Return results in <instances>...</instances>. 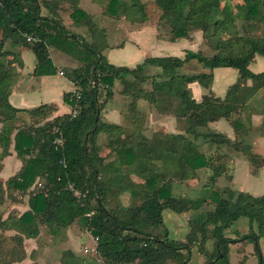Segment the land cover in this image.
Returning a JSON list of instances; mask_svg holds the SVG:
<instances>
[{
  "label": "trees",
  "instance_id": "16d2710c",
  "mask_svg": "<svg viewBox=\"0 0 264 264\" xmlns=\"http://www.w3.org/2000/svg\"><path fill=\"white\" fill-rule=\"evenodd\" d=\"M93 1L109 17L124 16L131 22L147 18L146 3L140 0ZM153 4L160 10L159 20L170 27V40L199 30L214 53L187 50L183 58L159 60V76L147 77L143 63L128 68L107 61L94 40L103 29L81 7L63 12L59 0H0V171L3 159L11 153V144L21 161L15 173L5 180L0 177V206L7 199L19 202L15 192L28 196V208L23 212L4 216L0 211V264L21 262L26 256L24 238H37L42 226L59 229L75 222L96 238L95 251L103 264H187L193 247L205 257L203 264H232L228 246L238 240L224 236V230L242 216L248 219L249 229L239 240L253 242L258 264H264L259 247L264 237V194L239 192L232 207L227 192L215 185L226 169L221 162L224 154L212 157L199 149L200 139L216 145L225 143L255 163L258 155L245 140L253 114L262 116L259 126L264 132V71L255 72L248 66L256 55L264 58V0H225L224 4L221 0H153ZM236 5L243 10L242 17L235 11ZM64 15L72 24L86 26L92 39L71 31L63 22ZM13 47L33 53L32 73L38 76L57 73L49 54L52 48L79 63L65 71L78 87L62 94L63 103L70 107L68 113L43 121L56 105L21 108L10 103L13 75L8 69L9 58L22 66L20 51ZM193 59L209 71L181 72L182 65ZM220 67L238 71L223 97L211 89L213 70ZM116 79L122 83L121 93L130 98L121 124L105 121L101 114L113 95ZM148 80L150 89L142 85ZM191 82L207 90L199 100L189 90ZM259 92H263L260 97ZM140 98L153 103L178 99L173 109L187 123L184 133L157 131L146 136V115L137 107ZM22 114L34 121L27 124L20 119ZM219 119L227 120L241 139L232 143L221 133L201 134V128ZM101 132L108 147L104 155L97 151L96 138ZM58 138L61 144L55 142ZM201 167L212 169L201 200L172 194L175 176L190 178ZM131 176L140 179L141 187L131 181ZM38 181L41 188H35ZM126 191L139 198L137 205L118 202L119 194ZM202 202L212 204L213 209L204 210ZM165 209L194 211L185 240L170 236L163 221ZM210 226L219 228V235L208 250ZM8 231L13 233L7 235ZM65 254L70 264H87L72 251Z\"/></svg>",
  "mask_w": 264,
  "mask_h": 264
},
{
  "label": "rangeland",
  "instance_id": "374dc122",
  "mask_svg": "<svg viewBox=\"0 0 264 264\" xmlns=\"http://www.w3.org/2000/svg\"><path fill=\"white\" fill-rule=\"evenodd\" d=\"M129 1V0H126ZM141 2L146 3V10H147V18L144 22H131L126 17H111L115 19V21H105V17H109L104 15L102 8L93 0H75L71 2V0H64L63 5L60 7L62 11H66L67 9L71 10L75 6L81 7L87 13L90 14L93 22L99 27L102 28L103 31L99 32L95 35L94 40L96 42V36L101 38L105 36V39L108 41L115 37L114 40L118 45L119 42L124 40L125 31H132L133 29H140L141 31H145L152 27L156 28L158 32V36L165 40H170L171 30L167 23L164 21L159 20L160 10L153 4V0H140ZM225 0H221V4H224ZM60 3V1H59ZM75 4V5H74ZM68 10V11H69ZM235 11L239 14L240 17L243 15V10L236 5ZM42 13H46V10L43 8ZM118 19L121 23H118ZM64 24L76 34L81 35L85 39H92L90 32L86 26H76L72 24L71 19L68 15L63 16ZM201 32L199 30H195L190 32L189 36L182 37V38H189L194 32ZM0 38H1V31H0ZM179 39V38H178ZM177 40V39H176ZM99 45L102 44V39L97 40ZM107 41H103V43H107ZM200 39L194 38L192 42L194 45L193 51H201L206 55H212L214 51L208 47L202 40L201 35V42ZM97 45V43H96ZM98 47V45H97ZM14 51H20L19 47H13ZM98 49L102 52V50L98 47ZM51 54H53L54 59L57 61V72L60 73L63 77L69 80L65 76V71L71 70L79 65V63L68 54H66V58L58 60L57 50L52 48L50 49ZM49 51V54H50ZM187 51V50H186ZM185 51V52H186ZM62 52V51H61ZM64 53V52H63ZM103 53V52H102ZM55 55V56H54ZM20 59L22 60L21 56ZM260 59L264 61V59L260 56ZM26 63V69L22 70L21 74L18 73L19 66L14 59H10L8 61V69L14 75L11 84H14L19 80L21 77V85L20 88H25V85L29 84L30 82L42 85L41 77L36 76L35 74L30 72L33 68L35 57L30 50H27L25 53V58L23 60ZM22 69V68H21ZM27 71V72H26ZM209 71L207 68H203L201 64L197 60H190L185 62L181 67V72L184 73H197V72H207ZM252 71H264V68H256L253 66ZM160 73L158 69V59L152 62L149 66L146 65L143 68V74L147 77L158 76L157 74ZM20 74V77L18 75ZM238 75V71H237ZM158 78V77H157ZM62 82L57 83L56 85H49L47 79L45 78V86L42 88L40 92H34L30 97L38 98L43 97L48 89L52 88H63L67 89L69 84H66L63 78L61 79ZM70 81V80H69ZM71 82V81H70ZM48 83V84H46ZM72 83V82H71ZM73 84V83H72ZM20 85V86H21ZM74 85V84H73ZM72 89L69 91H73L78 89L77 86H73ZM143 87L146 89L151 88V82L148 80L144 82ZM122 83L119 79H116L113 85V95L119 93L122 95L127 104L130 101L129 96H126L121 93ZM212 89V88H211ZM68 91V90H66ZM63 91V92H66ZM62 92V94H63ZM263 92L258 93V97L262 95ZM158 95L161 93L157 92ZM112 95V96H113ZM62 98V95H61ZM112 98V97H111ZM111 98L107 99L104 103L103 109L101 111L102 119L103 112L105 110L106 105L111 100ZM105 99V89H101V96L100 100L103 101ZM174 99V98H173ZM158 100L156 103L149 102L144 98H140L137 100V107L138 109L146 115V118L143 122V133L150 137L154 132L157 131H164L168 133H184L185 128L187 127V123L183 117H177L174 114L173 107L178 104L175 100ZM40 103V101H39ZM37 103V104H39ZM48 104L56 105L55 103L51 102ZM127 109V107H126ZM124 109V110H126ZM146 109L151 110L154 112L166 113L172 116L174 121H169L167 123L168 126H165L158 120H150L149 114H146ZM59 108L53 112H51L47 118L43 119V121L47 119H52L55 115H61L63 113H68L70 111V107L66 104L65 108ZM156 110V111H155ZM75 111L72 112V114ZM126 111H124L125 113ZM76 113V112H75ZM74 115V114H73ZM124 115V114H123ZM20 119L27 124L32 123L34 120L28 114H22ZM124 120V119H123ZM152 121V123H151ZM262 121V116L260 114H253L252 115V126L248 136L246 137V142L250 144V150L257 154V158L255 159V163L251 160L250 157L246 156L245 154L236 151L232 148V146L227 145L225 143H220L218 145L204 141L202 139L199 140L200 146L199 149L207 156L212 155V157L216 156V153L224 154L222 163L225 164L226 169L225 171L217 177L215 185L219 189H224L227 192L228 197L232 201L231 206H235V199L239 192H249L253 195L259 196L264 194V132L260 129V124ZM124 122V121H123ZM167 122V121H166ZM162 124V125H161ZM174 126L177 128L176 130L182 132H171L170 130H174ZM168 127L170 130L165 129ZM167 130V131H166ZM200 132L202 135H206L208 133L217 132L221 133L224 137L229 139L232 143L237 142L241 139L238 137L235 132L233 131L232 127L228 123L227 120L224 119V123L216 126V128H210L207 126L206 128H201ZM97 143H106V136L104 133H99L97 135ZM56 142V141H55ZM11 153L10 155H16L13 150V145L10 146ZM9 156V155H8ZM6 156V157H8ZM5 157V158H6ZM4 158V159H5ZM9 158V157H8ZM4 159H3V167L0 171V177L4 180L7 179L10 175L15 172L17 166H13V162H8L6 168H4ZM16 161V165L21 164L20 159L15 156L13 158ZM11 165L13 168L11 169ZM212 174V169L208 167H201L194 170L192 176L187 179L181 180L178 177H174L172 179V194L175 196H183L185 198H190L194 200H201L204 185H209V176ZM131 181L134 182L138 187H141V181L135 176L130 177ZM35 188H41V182L38 181L36 183ZM14 197L19 200V202H12L10 199H7L3 205L0 206V211L6 216L8 213H15L19 214L23 212L25 209L28 208L27 205V195L21 196L17 192H15ZM139 198L132 197L128 191L119 194L118 202L123 206H135L138 204ZM202 207L204 210H212L213 205L208 204L207 202H202ZM193 210L185 211V212H175L170 209H165L163 211V221L165 227L168 229L169 234L171 237L175 239L185 240L187 232L189 231V219L193 217ZM249 229L248 219L244 216L240 217L230 228L224 230V236L236 239L238 241L230 242L228 246V258L232 264H236L240 261H243L244 264H258V254L255 249V245L253 242L240 239V237L247 233ZM13 231H8L6 234H11ZM219 235V228H215L210 226L207 230V241L206 247L208 250L213 248L214 242ZM24 249H25V258L21 262H16L14 264H70L69 259L65 253L68 251H72L75 255L80 256L84 259L87 264H103L102 260L97 256L95 247H96V238L91 235L89 231L82 228L79 223L75 222L69 227L66 228H52L49 229L47 227H41L40 233L37 238H27L25 237L23 240ZM259 247L261 254L264 258V237H261L259 240ZM223 249V248H221ZM38 259V261H37ZM205 261V257L200 254L197 247L192 248L191 258L187 262V264H203Z\"/></svg>",
  "mask_w": 264,
  "mask_h": 264
},
{
  "label": "crops",
  "instance_id": "0c3cea01",
  "mask_svg": "<svg viewBox=\"0 0 264 264\" xmlns=\"http://www.w3.org/2000/svg\"><path fill=\"white\" fill-rule=\"evenodd\" d=\"M59 1H60V7H61L63 5L64 0H59ZM74 1L75 0H71V2H74ZM105 18H106L105 21L107 22L115 21V19L111 17H105ZM117 22L121 23L119 19ZM124 33H125L124 40L119 42V44L116 46H114L116 42L112 41L115 39V37L107 41L105 39V36H103L104 34L101 35L102 36L101 38L96 36V43L98 47L102 50L108 62L113 63L115 65L126 66L128 68H133L137 64L143 63L142 65V69H143L146 67V65L149 66L156 59H158L159 61V60L166 59V58H183L186 50H194L192 47V45H194L192 43L194 41V38L195 39L199 38L201 42V32H198V31L194 32L189 38H179L174 41H169V40L160 38L158 36V32L156 31L155 27L148 29V31L147 30L141 31L140 29H133L132 31H125ZM98 39H102V44L99 45L97 41ZM103 41H107V43L104 44ZM27 50L28 49L26 48H21L20 50V56L22 58V66L19 67L20 70H18V73L20 72V74L23 69L24 71L27 70L26 63L23 61ZM51 52L52 51H50V58L52 59L53 64L58 67L57 65L58 63L54 59L53 54H51ZM56 52L58 54L57 55L58 60L64 59V56L65 58L67 56L65 53L61 52L60 50H57ZM253 66H255L256 68H259V67L264 68V61L260 59L259 55H256L254 57V60L249 64L248 67L250 70H252ZM32 69L31 70L29 69V71L31 72ZM158 69L160 70L159 65H158ZM20 74L18 75V77H20ZM157 75L159 76V74ZM237 76H238L237 70L233 68H229V67L215 68L213 70V80L211 84V88L214 94L216 96L223 97L225 95L227 87L237 78ZM40 77H41V82H42L41 86L39 84L30 82L29 84L25 85V88H20L22 87L21 77L14 84V86H12L13 84H11L10 94H9L10 103L15 107L32 108L42 103L53 102L57 104V107L59 108L58 111H60L61 108H65L66 104L63 103L61 95L63 91L71 90L73 84L58 72L53 75H41ZM45 78L47 79L49 85H52V86L56 85L57 83L62 82L61 79L63 78L65 80L63 82H65L66 84H69V86L67 87V89L52 88L50 90L47 88L48 92L45 95H43L42 98L39 97V99L30 97L34 92H40L42 90V88L45 86L44 84L45 82H43L45 81ZM188 87H189V90L192 96L196 100H199L201 96L207 91L197 82L189 83ZM173 100H175V102H178V99L176 98H174ZM126 107H127L126 99L119 93L114 94L111 100L106 105L105 110L103 112L104 120L108 122L118 123V124L123 123L124 121L123 114H124V111H126L124 110L126 109ZM146 114H149L150 120H158L165 126H168L167 123L169 121H174V123H176V120L173 119L171 115L166 114V113H160L157 111L153 113L151 110L146 109ZM223 123H224V119H219L217 121L209 122L208 126L210 128H216V126H219L220 124H223ZM165 129L170 130L168 127H165ZM176 129L177 128L174 126V130H170V131L171 132L172 131L173 132L183 131V130L178 131ZM97 144H98L97 151L100 155H104L108 152V147L106 143L104 144L97 143ZM15 156L16 155L12 154L8 156L9 158L6 157L4 159V168H6L9 161L13 162V166H17V168L15 169V172L20 168L21 164L16 165V161L13 159L15 158ZM13 166L11 165V169L13 168Z\"/></svg>",
  "mask_w": 264,
  "mask_h": 264
},
{
  "label": "built area",
  "instance_id": "2783aa9c",
  "mask_svg": "<svg viewBox=\"0 0 264 264\" xmlns=\"http://www.w3.org/2000/svg\"><path fill=\"white\" fill-rule=\"evenodd\" d=\"M73 114H75V112ZM56 143L57 144H61L62 143V139L61 138L56 139ZM74 194L75 195H79L78 191H76V190H74Z\"/></svg>",
  "mask_w": 264,
  "mask_h": 264
}]
</instances>
